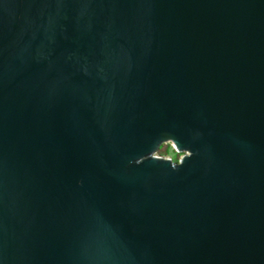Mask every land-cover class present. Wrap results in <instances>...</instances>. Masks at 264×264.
Segmentation results:
<instances>
[{
    "label": "water",
    "instance_id": "obj_1",
    "mask_svg": "<svg viewBox=\"0 0 264 264\" xmlns=\"http://www.w3.org/2000/svg\"><path fill=\"white\" fill-rule=\"evenodd\" d=\"M0 264H264V0H0Z\"/></svg>",
    "mask_w": 264,
    "mask_h": 264
},
{
    "label": "rangeland",
    "instance_id": "obj_2",
    "mask_svg": "<svg viewBox=\"0 0 264 264\" xmlns=\"http://www.w3.org/2000/svg\"><path fill=\"white\" fill-rule=\"evenodd\" d=\"M175 152L171 149L169 144H163L157 152V156L164 158H171Z\"/></svg>",
    "mask_w": 264,
    "mask_h": 264
},
{
    "label": "flooded vegetation",
    "instance_id": "obj_3",
    "mask_svg": "<svg viewBox=\"0 0 264 264\" xmlns=\"http://www.w3.org/2000/svg\"><path fill=\"white\" fill-rule=\"evenodd\" d=\"M159 149H160V147H159ZM158 149V150H159ZM181 156V154H177V153H174L173 154V157H171V158H168L170 161H172V162H176L177 160H178V158Z\"/></svg>",
    "mask_w": 264,
    "mask_h": 264
}]
</instances>
